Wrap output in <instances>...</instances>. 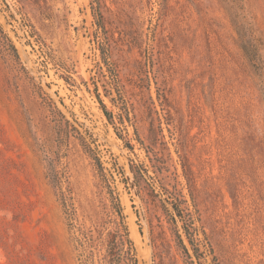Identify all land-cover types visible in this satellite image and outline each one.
<instances>
[{
  "label": "rangeland",
  "instance_id": "obj_1",
  "mask_svg": "<svg viewBox=\"0 0 264 264\" xmlns=\"http://www.w3.org/2000/svg\"><path fill=\"white\" fill-rule=\"evenodd\" d=\"M241 5L0 0V264H129L122 218L138 264H264V98L234 24L264 39V0Z\"/></svg>",
  "mask_w": 264,
  "mask_h": 264
},
{
  "label": "trees",
  "instance_id": "obj_2",
  "mask_svg": "<svg viewBox=\"0 0 264 264\" xmlns=\"http://www.w3.org/2000/svg\"><path fill=\"white\" fill-rule=\"evenodd\" d=\"M230 2L233 4V9L234 11H238L237 13L234 12V18L239 19L240 16L242 15L241 11H243V6L241 5V0H230ZM242 17V16H241ZM243 18V17H242ZM235 19V20H237ZM234 24L236 25V28L240 31L238 33L240 35L241 39V48L243 50V53L245 57L248 59V61L251 63L253 66L256 74L258 75L260 79L259 83V89L260 92L262 93V96L264 98V59H263V53L264 52V39L261 36H257L255 34V30L251 28L250 26L248 27H243L242 25H237V22L234 21ZM0 38L3 40L5 39L7 42V47L10 50V52L15 56L18 57L17 55V50L13 43L6 37V35L2 32V29L0 28ZM103 113L106 117L107 112L105 111L104 106H102ZM49 172H48V178L50 179V182L55 185V180L54 177L55 175L53 174V168L51 169V166L48 164ZM173 209L175 213L180 217L178 214V208L176 205H173ZM122 218V216H121ZM184 230V235L188 241V244L192 247V251L195 253L196 249L193 247L192 244V239L187 232L185 228ZM120 237L116 236V239L119 238V241L121 242L120 246L123 248L125 245L127 246V249L123 251V258L126 255V259L129 264H138L137 259H136V252L133 246V243L129 239V232L127 229V226L125 222L123 221L122 218V224H121V229H120ZM178 243L180 247L183 249L184 253L187 254V250L185 248V245L183 244V240L179 234H176ZM115 244V243H114ZM122 251V250H121ZM120 254H118L119 256Z\"/></svg>",
  "mask_w": 264,
  "mask_h": 264
}]
</instances>
